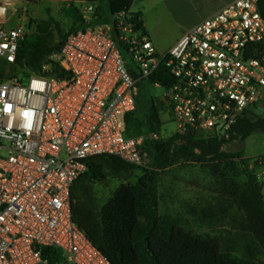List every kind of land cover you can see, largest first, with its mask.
Segmentation results:
<instances>
[{"label":"built area","instance_id":"built-area-1","mask_svg":"<svg viewBox=\"0 0 264 264\" xmlns=\"http://www.w3.org/2000/svg\"><path fill=\"white\" fill-rule=\"evenodd\" d=\"M260 1L233 0L164 53L138 31L130 11L104 24L96 21L95 2L75 1L85 27L50 56L60 76L0 82V264H48L47 247L61 264H109L72 220L71 191L84 161L108 154L148 166L144 146L158 135L126 136L124 119L136 108L137 83L159 65L166 82L150 87L162 89L160 112L177 133L226 139L242 114L264 106ZM28 2L0 0V58L8 63L34 31Z\"/></svg>","mask_w":264,"mask_h":264},{"label":"trees","instance_id":"trees-1","mask_svg":"<svg viewBox=\"0 0 264 264\" xmlns=\"http://www.w3.org/2000/svg\"><path fill=\"white\" fill-rule=\"evenodd\" d=\"M62 1L67 3L64 13L71 19L69 28L51 16L31 18L34 31L19 45L16 61L8 63L0 58V81L7 65L12 72L14 67L23 69L22 78L30 74L60 76L58 64L50 56L59 52L68 34L85 27L76 0ZM103 1L109 5L111 15L112 5L116 4L114 0H100L96 8V21L100 23ZM259 11L264 16V0L259 3ZM131 14L138 31L144 33L141 12ZM119 48L125 57L126 47L119 43ZM12 72L8 78H17ZM166 72L159 65L148 80L137 83L136 108L124 119L126 136L139 134L140 127H133L134 124L159 135L162 123L158 107L150 101L143 104L140 91L156 81L165 83ZM262 109V113L256 108L242 114L226 139L203 138L186 131L145 144L149 154L147 167L108 154L87 158L85 171L71 191L73 222L109 264H264L263 185L256 174L258 161L254 159L251 166V159L242 152L250 135H264ZM172 167L188 169L195 175L190 182L194 193L191 198L179 200L180 212L161 213L162 173ZM108 180L122 183L103 199L95 192V185ZM183 212L200 225L220 223L228 228L221 235L195 232L183 222L179 214ZM43 256L48 264L62 262L60 254L51 247L43 250Z\"/></svg>","mask_w":264,"mask_h":264},{"label":"rangeland","instance_id":"rangeland-1","mask_svg":"<svg viewBox=\"0 0 264 264\" xmlns=\"http://www.w3.org/2000/svg\"><path fill=\"white\" fill-rule=\"evenodd\" d=\"M96 5L100 4V0H94ZM138 1H136V4L134 5V9L138 6ZM102 5V23L109 24L112 17L111 16V9L109 5L103 1L101 3ZM67 6V3L62 0H32L31 2H28L27 4V11L29 16L32 19H44L47 16H51L54 19H56L61 25L67 29L71 25V19L67 17L64 13V8ZM118 9V5L116 4L112 5V11H116ZM119 11L124 10V8L118 9ZM116 11V13L118 12ZM199 15V10L197 11H190L188 15L186 16V22H191L195 20ZM13 72L9 69V66L7 65L4 73L5 76L3 77L2 81L8 80L11 78H8V75H10V72L14 74L17 77H22L24 70L20 67H14ZM1 82V81H0ZM141 102L143 104H146L148 101L153 102L158 107V112L161 119V127L158 135L159 139H167L174 133H176V125L175 123L170 119L168 114L160 112L159 107V96L162 93L161 88H148L144 92H141ZM263 112V109H261V113ZM140 115V113H139ZM138 125L139 128V134H144L146 128L143 127V125L140 124H134L133 127H136ZM262 137H264L263 134L255 133L253 134L247 142L244 143L246 149H254L258 145V143L262 142ZM152 143V142H150ZM244 145L242 148H244ZM255 146V147H254ZM231 149L237 148V146H231ZM254 163V161H253ZM135 173H138L136 171ZM163 182L160 188V194L162 196L161 202H160V212L168 211L170 214H174L175 212H180V206H179V200L182 199H188L193 196L194 190L190 186V182L195 177L193 173H191L188 169H185L184 171L178 170L177 167H172L166 172L162 173ZM133 180V177L132 179ZM122 182L119 180H108L103 181L95 185V192L102 197L103 199H107L109 196H111V193L121 184ZM181 214L182 218L184 219L183 222H186L187 227L194 230L195 232H201V233H208L211 235H221L225 229H227V226H223L219 224L211 225V224H202L198 222L194 217L189 216L187 213H179ZM208 222V221H207Z\"/></svg>","mask_w":264,"mask_h":264},{"label":"crops","instance_id":"crops-1","mask_svg":"<svg viewBox=\"0 0 264 264\" xmlns=\"http://www.w3.org/2000/svg\"><path fill=\"white\" fill-rule=\"evenodd\" d=\"M118 8H124L130 12H141V20L144 33L151 39L158 53L166 52L188 29L198 24L201 20L213 15L226 4L233 0H114ZM138 1V6L134 5ZM199 10L198 17L186 22V16L190 11ZM117 11V10H116ZM116 11L112 15L116 14ZM119 11V10H118ZM110 16V18L112 17ZM264 106L258 107L259 109ZM253 135V134H252ZM250 135L245 142L252 136ZM244 142V143H245ZM256 148L246 149L242 152L245 158L258 161L256 174L263 185L264 197V137ZM254 146V147H255ZM258 158V159H257Z\"/></svg>","mask_w":264,"mask_h":264}]
</instances>
